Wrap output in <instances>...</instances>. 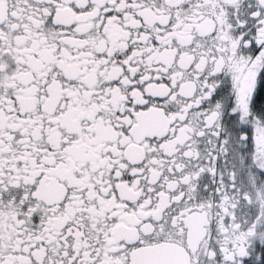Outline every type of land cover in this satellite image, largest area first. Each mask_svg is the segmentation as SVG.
<instances>
[{
    "label": "snow or ice",
    "instance_id": "1",
    "mask_svg": "<svg viewBox=\"0 0 264 264\" xmlns=\"http://www.w3.org/2000/svg\"><path fill=\"white\" fill-rule=\"evenodd\" d=\"M0 264H264V0H0Z\"/></svg>",
    "mask_w": 264,
    "mask_h": 264
}]
</instances>
